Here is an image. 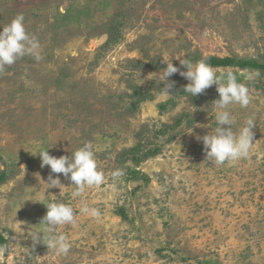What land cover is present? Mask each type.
Segmentation results:
<instances>
[{"label": "rangeland", "instance_id": "rangeland-1", "mask_svg": "<svg viewBox=\"0 0 264 264\" xmlns=\"http://www.w3.org/2000/svg\"><path fill=\"white\" fill-rule=\"evenodd\" d=\"M20 14L41 59L0 73V264H264V74L213 67L249 89L233 130L255 121L249 156L222 166L197 139L217 127V86L193 97L176 73L163 96L158 77L182 59L264 63V0H0V32ZM89 142L105 181L73 197L39 154ZM53 202L78 216L58 227L67 255L31 239Z\"/></svg>", "mask_w": 264, "mask_h": 264}, {"label": "clouds", "instance_id": "clouds-1", "mask_svg": "<svg viewBox=\"0 0 264 264\" xmlns=\"http://www.w3.org/2000/svg\"><path fill=\"white\" fill-rule=\"evenodd\" d=\"M24 20L23 14L17 15L0 32V73L26 55L34 56L37 60L41 59L40 42L35 35H30L26 31ZM180 64L187 71H181L180 68L173 66L172 62H167L166 69L159 74L158 77L164 81L161 95L172 96L169 93L174 87V82H168V78L176 73L190 81L184 91L193 97L203 94L213 85L217 86L219 93L220 98L212 103L216 110L217 127L208 135L202 138L197 137L198 140L202 139L203 141L206 160L216 166H222L226 162L246 159L253 145L254 133L252 129L255 126V121L249 118L239 132H235L233 130L235 118L230 111V106L239 104L246 108L250 104L248 87L238 82L236 76L230 71L218 74L216 69L204 60L193 63L189 59H182ZM225 125L230 127L225 128ZM39 156L42 158L41 167L50 166L51 173H62L65 178L73 182L75 187V191L72 193L73 197H80L86 188L100 186L105 181V173L98 166L90 142L76 150L70 157L56 158L51 156L48 150L42 151ZM123 174V170L114 171L112 173L113 180ZM46 184L49 188L63 189L65 187L58 176L54 179L52 175H49ZM46 206L48 211L41 222L46 225L45 234L33 233L31 236L33 246L43 243L48 249L55 250L57 254L67 255L71 245L64 234L58 233V227L66 224L75 225L78 216L71 204L53 202ZM82 212L94 218L101 215L100 210L94 207L85 206ZM3 251L6 249L0 248V252Z\"/></svg>", "mask_w": 264, "mask_h": 264}, {"label": "trees", "instance_id": "trees-1", "mask_svg": "<svg viewBox=\"0 0 264 264\" xmlns=\"http://www.w3.org/2000/svg\"><path fill=\"white\" fill-rule=\"evenodd\" d=\"M207 63L217 68L236 67L240 69L256 70L264 74V63L254 59L237 60L234 58L210 57Z\"/></svg>", "mask_w": 264, "mask_h": 264}]
</instances>
